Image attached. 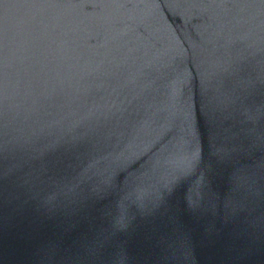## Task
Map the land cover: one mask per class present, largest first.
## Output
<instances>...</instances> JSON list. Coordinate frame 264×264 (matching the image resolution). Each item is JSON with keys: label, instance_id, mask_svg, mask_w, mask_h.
Here are the masks:
<instances>
[{"label": "water", "instance_id": "1", "mask_svg": "<svg viewBox=\"0 0 264 264\" xmlns=\"http://www.w3.org/2000/svg\"><path fill=\"white\" fill-rule=\"evenodd\" d=\"M0 264H264V0H0Z\"/></svg>", "mask_w": 264, "mask_h": 264}]
</instances>
